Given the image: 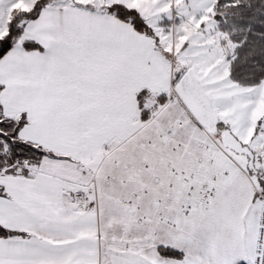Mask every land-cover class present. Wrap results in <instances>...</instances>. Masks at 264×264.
<instances>
[{
  "label": "snow or ice",
  "instance_id": "snow-or-ice-1",
  "mask_svg": "<svg viewBox=\"0 0 264 264\" xmlns=\"http://www.w3.org/2000/svg\"><path fill=\"white\" fill-rule=\"evenodd\" d=\"M0 264H264V0H0Z\"/></svg>",
  "mask_w": 264,
  "mask_h": 264
}]
</instances>
